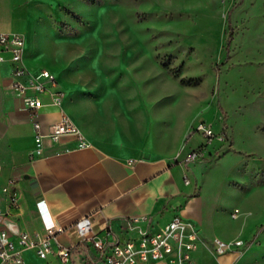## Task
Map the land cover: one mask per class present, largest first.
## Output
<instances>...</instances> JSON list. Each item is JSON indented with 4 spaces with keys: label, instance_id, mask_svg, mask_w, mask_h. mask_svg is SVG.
<instances>
[{
    "label": "rangeland",
    "instance_id": "rangeland-1",
    "mask_svg": "<svg viewBox=\"0 0 264 264\" xmlns=\"http://www.w3.org/2000/svg\"><path fill=\"white\" fill-rule=\"evenodd\" d=\"M36 2L41 69L72 116L114 149L188 154L199 142L205 237L245 242L231 264H264V0ZM199 122L214 141L191 132ZM202 245L200 264H219Z\"/></svg>",
    "mask_w": 264,
    "mask_h": 264
},
{
    "label": "crops",
    "instance_id": "crops-1",
    "mask_svg": "<svg viewBox=\"0 0 264 264\" xmlns=\"http://www.w3.org/2000/svg\"><path fill=\"white\" fill-rule=\"evenodd\" d=\"M36 5V0H0V32L23 35L24 63L33 72L45 64L39 56L32 29ZM11 70L12 63L6 56L0 60V229H7L13 240L22 232L44 235L48 224L59 230L52 242V252L46 258L39 257L33 248H24L20 252L24 261L61 264L58 247L71 248L70 264H85L88 256H96L89 241H80L74 232L60 231L83 216H91L93 229L99 236L111 232L121 237H135L148 231L150 226L144 220L130 226V220L147 216L153 228H157L174 214H180L197 224L204 240L209 239L211 243L214 237L221 238L205 237L202 231L208 196L197 184L201 167L196 161L189 164L183 161L187 154L185 147L176 152L134 153L128 148L105 145L91 136L66 108L65 90L62 109L81 128L91 145L80 148L76 138L63 136L58 142H47L43 155H33V117L22 108V100L11 92ZM48 100L44 96V101ZM59 117V108L44 106L39 111L43 131L47 132ZM197 143L189 142L188 151L195 149ZM185 176L189 178L187 182ZM10 179L15 181L18 196L15 203L4 191ZM201 248L203 245L194 253L198 264ZM214 256L219 264L233 261V255L228 252ZM2 264L18 263L8 260Z\"/></svg>",
    "mask_w": 264,
    "mask_h": 264
},
{
    "label": "built area",
    "instance_id": "built-area-1",
    "mask_svg": "<svg viewBox=\"0 0 264 264\" xmlns=\"http://www.w3.org/2000/svg\"><path fill=\"white\" fill-rule=\"evenodd\" d=\"M25 39L22 34L15 32H0V60L6 56L12 63L10 73L11 92L22 100V108L33 117L34 150L33 155H43L46 143L58 142L63 136H73L78 141L80 148L88 147L91 143L86 139L84 132L76 122L62 109L65 91L59 79L47 68L37 72L31 71L24 63ZM44 96L49 100L44 101ZM46 105L60 109V117L52 122L47 132L42 129L39 120V111ZM191 132L201 133L206 138V144L214 141L216 136L211 126L199 122ZM218 140H226L225 134H220ZM204 157V150L195 148L186 155L184 162L189 164ZM188 177L185 176L186 182ZM15 181L10 179L4 191L10 194L11 201H17L14 188ZM238 215V210L231 213L232 217ZM139 220L146 221L150 229L138 236L121 237L111 232L99 236L93 229L91 216H83L68 228L60 231H71L78 235L80 241L90 244L96 251V256H88L85 264H198L194 256L200 243L204 239L197 224L180 214H174L165 224L153 228L147 216L136 217L129 221L132 226ZM53 224H48L44 235H31L22 232L17 240L10 237L7 229H0V264L11 260L18 264H28L21 256L24 248H33L37 255L46 258L52 252V242L57 236ZM241 239L231 241L214 237L210 243V250L219 256L228 251L238 250L244 246ZM57 256L61 264H70L72 257L71 248L58 247Z\"/></svg>",
    "mask_w": 264,
    "mask_h": 264
},
{
    "label": "trees",
    "instance_id": "trees-1",
    "mask_svg": "<svg viewBox=\"0 0 264 264\" xmlns=\"http://www.w3.org/2000/svg\"><path fill=\"white\" fill-rule=\"evenodd\" d=\"M192 81V79H189V82Z\"/></svg>",
    "mask_w": 264,
    "mask_h": 264
}]
</instances>
